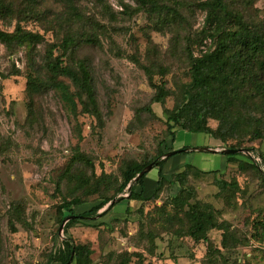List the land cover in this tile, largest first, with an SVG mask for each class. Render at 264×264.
Returning <instances> with one entry per match:
<instances>
[{
	"label": "rangeland",
	"instance_id": "rangeland-1",
	"mask_svg": "<svg viewBox=\"0 0 264 264\" xmlns=\"http://www.w3.org/2000/svg\"><path fill=\"white\" fill-rule=\"evenodd\" d=\"M70 1L0 0L6 9L0 31L12 33L19 26L37 36L29 45L0 42V264H61L65 243L85 245L89 264H264V163L259 159L258 172L243 153L226 158L214 176L189 172L184 188L173 180L184 170L183 158L171 156L156 194L157 185L149 180L157 177V168L144 178L142 197L149 200L124 199L110 209L108 202L88 218L66 220L70 211L80 216L110 197L133 163L180 145L188 148L183 155L194 167L203 158L207 168H219L225 158L220 152L237 141L223 143L176 127L169 131L163 115L201 106L189 102L190 64L210 47L206 0H158L165 11L160 15L140 10L136 0ZM225 2L264 27V0ZM66 35L72 42L64 53ZM57 56L62 65L82 62L90 72L92 98L75 96L74 110L51 87L57 80L75 92L67 79L51 73ZM159 92L163 101L155 103ZM249 97L239 88L229 107L242 139L250 112L264 105ZM207 123L212 129L217 125L212 119ZM253 146L251 155L264 157V142ZM135 191L141 188L136 185ZM179 194L190 203L211 205L215 221L230 225L236 246L222 248L217 229L207 231V241L187 237L185 214L170 204ZM119 196L127 194L114 200Z\"/></svg>",
	"mask_w": 264,
	"mask_h": 264
},
{
	"label": "trees",
	"instance_id": "trees-1",
	"mask_svg": "<svg viewBox=\"0 0 264 264\" xmlns=\"http://www.w3.org/2000/svg\"><path fill=\"white\" fill-rule=\"evenodd\" d=\"M65 2L69 5L72 1L65 0ZM136 2L140 10L157 11L159 15L165 13L161 8L162 6H159L158 0H136ZM203 6V9L206 11L205 36L210 41V47L191 60L190 76L193 94L189 100L191 103L200 101L201 106L193 110H186L188 108L186 105L178 110H164L163 115L168 125L167 128L169 131L171 128L176 127L188 133L208 134L223 143L237 138L234 145L225 146V149L241 150L242 152L254 151L253 145L255 142H264V105L259 110L250 112L251 124L249 123V130L245 132L246 139L238 136L235 128L236 122L232 117L233 111L229 110V107L232 100L236 97L239 88H243L246 92L250 93L249 99L252 103L257 101L264 102V27L249 22L245 20L242 14L230 10L225 0H206ZM4 11L6 9L0 3V14ZM30 11L34 13L33 10ZM36 38L35 34L24 31L19 26L12 33L0 31V42L7 47L12 45V43H16L19 46L25 43L29 45ZM71 42L72 39L69 35L63 38L61 48L64 53H66ZM61 57H56V62L50 67L51 73L55 79L59 77L67 79L75 92L69 90V85L57 80L51 82V87L59 91L62 101L71 110H74L75 102L73 98L75 96L84 94L92 98L90 72L82 62L76 63L75 66L62 65ZM29 85H32V82ZM163 98L164 94L159 92L154 98V102L161 103ZM209 119L217 122L214 129L208 126L207 121ZM245 119L246 117H244V121ZM181 150H188V148H182ZM182 153L185 152L182 151L179 154ZM165 155L159 154L148 162L133 163L127 166L121 174V182L117 184L110 197H103L100 204L90 208L80 216H76L70 211L68 218H88L108 202L110 204L107 209H110L124 199L149 200L150 197H142L143 180L148 172L140 177L136 178V176L149 164H152L151 169L157 168V189L154 193L156 194L164 181L161 171L165 161L169 159V157L161 159ZM241 155L243 154L238 153L224 156L230 161V159ZM258 156L264 163V157L261 152L258 153ZM244 158L249 161L251 168L259 172V166L254 164L248 156ZM240 165L245 166L247 163L240 162ZM189 172L193 176H214L217 171L203 172L192 165H185L182 172L173 176V180H181L180 185L184 188V182ZM260 177L264 184L263 171ZM136 185L141 188L140 192L135 191ZM125 190L126 192H124ZM123 193L127 194L125 198L119 196L114 200L117 195ZM151 198H154V196H151ZM170 204L177 211H183L185 214L188 222L185 235L193 241H207V231L217 229L222 233V248L227 249L236 246V239L233 240L234 242H231L230 225L225 221L221 223L215 221L211 205L200 202L190 203L181 194L172 198ZM56 212L61 216V207H58ZM63 219L65 217L61 216L60 221ZM65 247L66 255L60 260L61 264H69L73 260L76 264H89L90 250L85 245L65 243Z\"/></svg>",
	"mask_w": 264,
	"mask_h": 264
},
{
	"label": "crops",
	"instance_id": "crops-1",
	"mask_svg": "<svg viewBox=\"0 0 264 264\" xmlns=\"http://www.w3.org/2000/svg\"><path fill=\"white\" fill-rule=\"evenodd\" d=\"M191 134H195V133H191ZM182 148H184V147H181L180 145H177L174 149L181 150ZM186 152H188V151H186ZM183 154L184 153L178 154V155H180L179 157H182L183 158V164L184 165H192L193 166L194 163L192 162V160H188L187 159V156L186 155H183ZM225 161H226V157L222 160V165L219 168H212V167L207 168V166L209 164V161H208V159H203L202 158V160H200L201 165H199V166L196 165L195 168H197L198 170L203 171V172H208V171H221L223 169L224 165H225ZM156 180H157V177H154V178H151V180H149V181H150V183L152 185V184H155L156 183Z\"/></svg>",
	"mask_w": 264,
	"mask_h": 264
},
{
	"label": "water",
	"instance_id": "water-1",
	"mask_svg": "<svg viewBox=\"0 0 264 264\" xmlns=\"http://www.w3.org/2000/svg\"><path fill=\"white\" fill-rule=\"evenodd\" d=\"M186 152L187 150H175V151H172V152H169L165 155V157H171V156H174V155H177L179 154L180 152ZM190 151H198V152H208L210 151L209 149L207 148H193V149H190ZM222 154L223 155H235V154H238V153H246V152H242L241 150H230V149H223L222 151ZM152 168V164H149L148 166H146L137 176V177H140L142 176L143 174L147 173L148 171H150ZM263 174H264V170H263ZM129 189V187H128ZM73 217H69L67 218L66 220L68 219H71ZM61 230V229H60Z\"/></svg>",
	"mask_w": 264,
	"mask_h": 264
},
{
	"label": "built area",
	"instance_id": "built-area-1",
	"mask_svg": "<svg viewBox=\"0 0 264 264\" xmlns=\"http://www.w3.org/2000/svg\"><path fill=\"white\" fill-rule=\"evenodd\" d=\"M243 154H245V156H248L249 158H250V160L254 163V164H256L257 166H260L259 165V156H254V155H251V153L250 152H246V153H243Z\"/></svg>",
	"mask_w": 264,
	"mask_h": 264
}]
</instances>
